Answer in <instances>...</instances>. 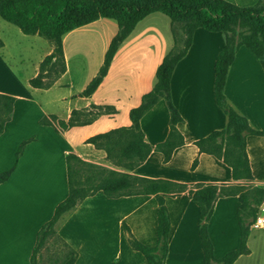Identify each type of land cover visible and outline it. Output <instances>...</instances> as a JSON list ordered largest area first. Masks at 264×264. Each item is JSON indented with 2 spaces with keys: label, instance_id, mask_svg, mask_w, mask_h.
<instances>
[{
  "label": "crops",
  "instance_id": "obj_1",
  "mask_svg": "<svg viewBox=\"0 0 264 264\" xmlns=\"http://www.w3.org/2000/svg\"><path fill=\"white\" fill-rule=\"evenodd\" d=\"M240 7L259 0H226ZM118 22L101 17L62 35L66 68L47 87L31 80L52 53L50 42L25 34L0 17V94L15 98L11 119L0 135V174L11 170L0 184V264H30L37 234L57 205L69 195L67 155L134 176L164 179L194 188L197 185L241 183L232 168L215 155L201 152L196 142L228 123L216 104L215 62L225 44L222 32L194 31L192 45L171 79L172 102L182 116L177 128L184 143L169 160L157 150L170 130V113L160 100L140 120L145 141L153 149L140 165H115L107 152L88 139L110 130L130 127V111L157 82V69L174 47L171 19L162 12L144 17L122 41L106 76L90 95H84L98 75ZM225 95L253 128L264 132V70L258 57L241 46L230 66ZM75 113V125L68 124ZM45 119L48 123L43 124ZM24 144L23 153L18 150ZM247 154L252 184L264 188V136L248 135ZM195 160L197 164L193 166ZM238 195L217 199L208 223L216 258L237 249L241 242ZM171 228L165 264H204L199 234L200 208L189 191L167 196ZM158 203L155 195L110 198L103 191L84 199L66 214L58 234L78 252L74 264H147L134 250L123 224L144 244L157 243ZM258 217L264 219V201ZM254 224V223H253ZM251 226L247 247L233 264H264V227Z\"/></svg>",
  "mask_w": 264,
  "mask_h": 264
},
{
  "label": "trees",
  "instance_id": "obj_2",
  "mask_svg": "<svg viewBox=\"0 0 264 264\" xmlns=\"http://www.w3.org/2000/svg\"><path fill=\"white\" fill-rule=\"evenodd\" d=\"M153 12H162L171 19L174 47L164 57L157 69L154 88L143 95L141 104L131 109L130 127H121L88 139L96 147L107 152L115 165L134 169L146 160L153 147L144 139L141 118L160 100H164L170 113V130L166 140L156 145L165 160H169L174 149L184 143L177 128L182 116L171 98V79L176 65L192 45L194 31L204 28L222 32L225 44L215 62L214 95L216 104L228 116L225 128L215 130L198 140L201 152L215 155L232 168L233 177L241 183L235 185L207 184L189 188L185 184L164 179H149L134 176L104 166L84 161L75 154L67 155L69 195L54 210L52 218L37 234L30 264H40L42 250L52 236H57L66 246L60 264H74L78 252L71 248L58 234V225L64 216L98 191L110 198L152 194L158 203L157 243L150 246L139 241L127 224H123L130 246L141 252L147 264H165L169 249L171 220L166 206V197L178 195L186 190L200 208L199 234L204 254V264H233L238 257L249 253L247 240L252 224L264 201V188L252 184L253 175L247 154L248 135L264 136V132L252 127L249 120L240 114L228 101L225 85L230 66L241 46H247L259 59L264 70V0L253 6L240 7L226 0H0V17L16 24L25 34H38L47 39L53 51L41 63L38 76L31 80L35 87H47L66 68L62 35L74 28L88 24L101 17L113 18L119 30L107 50L98 75L92 80L84 95H90L106 76L110 64L122 41L144 17ZM3 42L0 40V47ZM15 98L0 94V135L11 119ZM75 113L68 124L75 125ZM42 123H48L43 119ZM24 144L18 150L23 153ZM197 164L195 160L193 166ZM11 170L0 174V184L5 182ZM85 186L90 190L86 191ZM238 195L240 207L238 220L241 229L240 246L222 258L214 255V246L208 232V223L218 198Z\"/></svg>",
  "mask_w": 264,
  "mask_h": 264
},
{
  "label": "rangeland",
  "instance_id": "obj_3",
  "mask_svg": "<svg viewBox=\"0 0 264 264\" xmlns=\"http://www.w3.org/2000/svg\"><path fill=\"white\" fill-rule=\"evenodd\" d=\"M84 189L89 191L90 187L85 186ZM66 251L64 243L57 236H52L47 246L42 250L40 264H60Z\"/></svg>",
  "mask_w": 264,
  "mask_h": 264
},
{
  "label": "built area",
  "instance_id": "obj_4",
  "mask_svg": "<svg viewBox=\"0 0 264 264\" xmlns=\"http://www.w3.org/2000/svg\"><path fill=\"white\" fill-rule=\"evenodd\" d=\"M253 226H255V227H264V219L261 218V217H257V219L254 222Z\"/></svg>",
  "mask_w": 264,
  "mask_h": 264
}]
</instances>
